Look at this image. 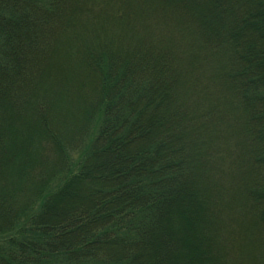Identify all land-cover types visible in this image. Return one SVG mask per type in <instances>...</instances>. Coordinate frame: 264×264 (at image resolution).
<instances>
[{"label": "trees", "instance_id": "trees-1", "mask_svg": "<svg viewBox=\"0 0 264 264\" xmlns=\"http://www.w3.org/2000/svg\"><path fill=\"white\" fill-rule=\"evenodd\" d=\"M0 264H264V0H0Z\"/></svg>", "mask_w": 264, "mask_h": 264}]
</instances>
